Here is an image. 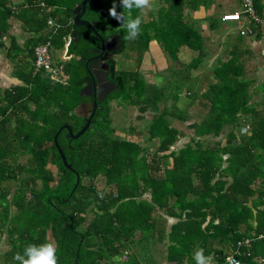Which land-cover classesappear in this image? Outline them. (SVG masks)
Instances as JSON below:
<instances>
[{
  "label": "trees",
  "instance_id": "16d2710c",
  "mask_svg": "<svg viewBox=\"0 0 264 264\" xmlns=\"http://www.w3.org/2000/svg\"><path fill=\"white\" fill-rule=\"evenodd\" d=\"M159 1L155 13H148L149 20L142 23L138 39L132 41L137 45V67L117 70L115 61H108V79L116 91L97 103V113L79 139L70 140L66 130L58 135L57 143L72 170L63 166L53 137L64 124L77 133L86 121L75 109L89 100L79 92L89 80L85 63L93 50L100 48V41L85 26L72 30V8L65 10L64 19L57 18L55 0H40L39 4L26 0L27 9L20 10L25 30L38 37L36 45L21 56L27 60L19 73L24 87H16L17 96L12 99L18 100L22 94L23 108L31 101L36 103L31 143L21 136L23 151L34 162L29 169L36 189L33 183L31 197L26 200L25 183H20L22 191L4 205L0 229L9 223L11 231L18 229L25 237L22 247L14 242L8 264H16L13 257L22 253L25 245L50 241L49 232L57 247L58 264H84L86 254L88 262H94L96 256L90 250L101 246L116 253L129 250V244L141 250L144 243L153 241L155 245L163 239L168 243L169 259L174 261L191 255L194 244L207 255L212 251L209 244L215 241L221 244L215 252L217 263L224 264L227 251L246 238L251 241L248 248L241 249V264H264V80L258 82L256 61L248 78L243 60L245 56L257 60L244 39L255 35L253 40L259 41L264 26L245 19L244 27L252 34L242 36L237 30L224 57L217 58L206 72L211 46L208 35L217 31L218 19H207L203 34L191 17L199 0ZM113 2L101 0L103 15L110 17ZM263 4L253 0L255 14L264 22L258 9ZM17 13L9 0H0V37L7 36L9 21ZM48 17L55 22L52 28L47 26ZM82 18L97 21L95 29L102 38L120 34V52L124 50L128 41L124 30H113L119 24L99 14L97 1L87 3ZM69 39L66 54L70 60L61 64L64 82L52 81L43 71L35 74L34 66L25 68V63L35 61L36 46L49 42L62 51ZM152 41L157 42L166 61L164 70H149L153 75L161 73V84L147 82L139 69ZM182 48L195 53L189 63L180 60ZM19 49L12 40L10 52L19 55ZM182 95L189 100L184 109L178 106ZM120 98L136 108L137 120L150 111L146 128L135 131L130 126L123 136L114 135L112 129L109 132L104 124L109 104ZM190 108H194V120L185 126L191 131L188 142L172 150L185 137L173 122L190 121ZM220 136L223 138L218 139ZM0 145L1 186L13 180L7 158L15 151L6 148L1 139ZM153 146L156 149L150 152ZM4 191L1 197L7 200L9 193ZM147 193L150 198L145 197ZM12 207L17 210L13 216L9 212ZM90 215L89 226L81 231L79 226ZM168 217L176 223L166 232ZM137 234L143 244L135 246L130 240Z\"/></svg>",
  "mask_w": 264,
  "mask_h": 264
},
{
  "label": "crops",
  "instance_id": "0c3cea01",
  "mask_svg": "<svg viewBox=\"0 0 264 264\" xmlns=\"http://www.w3.org/2000/svg\"><path fill=\"white\" fill-rule=\"evenodd\" d=\"M9 1L15 7V11H17L18 13L14 15L15 17L11 18L9 21V31L7 36L0 37V42H1L0 45V139L4 141L6 148L14 150L15 152L10 153V155L7 158L8 165L10 164L11 170L14 171L13 175L11 176L13 177L12 178L13 180L7 183L5 182L0 186V218L5 213L4 205L6 204V202L7 201L11 202L12 197L15 195L14 193H17L18 190L20 192L22 191V189H20L22 188L19 185L20 183H25L26 200L31 197L30 193L33 188V183H35L34 188L36 189V180H31L33 176V172L30 171L32 169H29L30 167L33 168L34 162L31 155L23 151V143L21 139V136L23 134L26 141L30 142L29 138L31 135L34 134L32 129L36 121V103L34 101H31L29 104H27L26 108H23L22 94L19 96L18 100L12 98L17 96L15 92L16 87H24L19 73L20 71L24 70L23 62L27 60L23 61L21 59V56L24 55V53L27 51V49H29L30 46L36 45L34 42H36V38L38 36H36V34L34 33L31 34L27 32L23 26L22 21L20 20V13H21L20 10L27 9L26 0H9ZM33 1L36 2V0ZM37 1L39 4L40 0ZM224 1L225 0H199L198 9L192 12L191 14L192 20L196 21V23L200 26L203 34H206L207 32L206 20L210 19L211 17L212 18L215 17L218 19V24H217L218 29L216 31L217 34L214 32L211 35H208V37L210 38L209 41H207V43L208 44L210 43V45H212V43H215V41H218L217 39H222V40L224 39L223 40V42H225L224 45L227 46L229 42V38L232 37V35L230 36V34L235 33V31H233L232 28L226 31L223 30L226 22L222 21V17L226 14L240 13V12L237 11L229 12L228 8L226 7L224 8ZM262 2H264V0H262ZM52 9L54 8L52 7ZM258 9L260 16L264 19V4ZM231 22L238 23L237 29H234L236 31L244 27L246 24V20L243 16H241V21L239 22L231 21ZM47 30L48 29L46 28V31ZM260 33H261V37H260L261 39L259 41H254L253 39L255 35H253V39H251L252 42L250 46L255 56L258 57L257 60L259 61L260 64V69L257 70L259 83H261L264 80V46H263L264 30H261ZM12 40H15V42L20 48L18 53L19 55H14L13 52H10L12 46ZM28 41H29V46H28ZM209 50L210 53L208 55L206 62L209 61L208 59H210L209 57L211 55V48H209ZM63 53L64 50H62L61 57H63ZM194 56L195 53L192 51L186 50L185 48H182V50H180V57L182 58L183 62L181 58L180 60L182 63H189L192 60V58H194ZM145 58H146L145 60H147V55ZM25 64H26L25 68L26 67L28 68V66L29 67L34 66L33 65L34 62H32L31 65H29V63H25ZM61 64H63V61ZM157 64H158L157 65L158 70H164L166 68V61L164 59V56H162V59H160ZM210 66L209 67L206 66V67L210 68ZM34 73L36 74V70ZM180 99L183 101V104L182 106L179 107L181 109L182 108L184 109L186 104L189 102V100L183 95ZM193 110H194L193 108H190V114L188 115L189 117H191L190 121L186 123L179 122L180 124H183V128H185V126L188 123H191L194 120ZM174 123L177 124V121L176 122L174 121ZM181 131L183 132V134H185L184 133L185 131H183V129H181ZM28 132L29 135H27ZM189 134H191V132L186 133L185 137H188ZM183 138H180L177 141L178 143H176L175 146L172 147L171 149L172 150L178 149L184 143L188 142L187 140L186 142L181 143V139ZM179 144H181V146L178 147ZM27 145L29 146V144ZM155 149H156L155 147L151 148L150 152H153ZM22 178L25 179L22 180ZM2 190H5L9 193L8 196L6 197L7 200L2 199L1 197ZM145 197L150 198V194L149 193L145 194ZM9 212L13 216L16 214L17 210L16 208L12 207ZM90 219H91V215L89 219L85 221L86 223L79 226V229L81 231H84L89 226ZM174 223H176L175 219L170 217L167 218L166 232H169L170 227ZM9 226L10 224L7 223L4 224L3 228L0 229V264H8V262L10 261L9 254L12 251L14 242L16 244H21L22 247L23 240L21 241V239L25 238L24 236L20 235L18 229L11 231ZM17 227H21V224L18 223ZM49 239L50 241L55 243L54 239L52 238V232H49ZM130 241H132V243H134L135 246H137V244L141 242L138 238L131 239ZM144 244L142 245L144 247L141 248V250L136 248L134 249V247L131 246V244H129L130 247L129 250H125V251L117 250L116 253H113L108 248L101 246L90 250L93 251L94 256H96V260H94V262L89 263L88 262L89 256H87L86 254L82 263L84 264H195V261L193 259V254L196 249L200 248L196 244H194V247L192 249L193 252L191 255L174 261L169 259L168 243L166 239H163L161 242H157L155 245L153 244V241H148L147 243ZM209 245L210 247H208V249L210 248L212 251L205 256H211L212 264H218L217 256L215 255V252L216 249L221 244H218L215 241H213ZM158 246H160V248ZM157 248H159V250H157ZM113 251L115 252V250ZM228 253H230V250L227 251V254Z\"/></svg>",
  "mask_w": 264,
  "mask_h": 264
},
{
  "label": "rangeland",
  "instance_id": "374dc122",
  "mask_svg": "<svg viewBox=\"0 0 264 264\" xmlns=\"http://www.w3.org/2000/svg\"><path fill=\"white\" fill-rule=\"evenodd\" d=\"M77 2H78V0H55V3L57 5L56 7H58L57 10L55 11L56 17L60 18V19H64L65 18V13H64L65 10L67 9L69 11L70 8H72V10H73L75 8V6L78 4ZM75 3H77V4L75 5ZM159 4H160L159 0H153L154 9L157 10V5H159ZM225 7L229 9V12H233V11L241 12V10H242L240 2L238 0H225L224 1V8ZM134 12L136 14H138L136 12V10H133V13ZM148 13L154 14L155 12H154V10H152V11H148ZM148 13H147V15H148ZM147 15L143 17L144 22L149 20V17H148L149 15L148 16ZM216 15H217V13H216ZM237 27H238L237 22L225 23V27L223 28L224 31L229 30L231 28L233 31H235V33L230 34V36L232 35V37H230L231 39L229 38V41L233 40V39L235 40L237 31L234 29H237ZM118 28H120V25L117 26L115 28V30H117ZM215 33L217 34V32H215ZM251 39H253V37H247L244 39L245 43L248 46L247 48H249L251 46V42H252ZM217 40L218 41H215V43H212V45L210 46V48H211V55L209 57L210 59H208L209 61H207V63L205 64L207 67H209L215 61V59L217 57L218 58L224 57L223 56V50L228 48L227 46L224 45V43H225V42H223L224 39L223 40L217 39ZM131 42L125 41V46H124L125 48L122 52L110 53V59L115 61L117 70H128V69L137 67V64H138V61L136 59V57H137V50H136L137 45L134 42H132V43ZM263 44H264V42H263ZM145 53H144L145 55H143V58H142L143 60L141 61V64L139 65V69L141 71V74H143L144 77L147 78V80H146L147 82L154 81L155 83H159V84L163 83L164 79L162 78L161 73L159 72L160 70L156 72L157 75H153L151 72L149 73V70H151V71L153 70L152 72H155L156 70H158L157 69V65H158L157 63L159 62L160 59H162V56H164L159 45L157 44V42H150V44L148 45V49ZM209 53H210V50H209ZM49 55H50V59H51V62L53 65L61 64L62 59H64V56L61 57L62 51L57 49L56 46H54V45L50 46ZM146 55H147V60H145ZM181 60H182V58H181ZM243 60H244V65L246 64V76L248 78L252 77L251 68H253L252 66H255L257 63V67H258L257 70H259L260 69L259 61L257 60V62L255 63L256 59L255 60L249 59L246 56L244 57ZM182 62H183V60H182ZM206 66H205L206 72H209L208 68ZM194 75H196V73ZM257 76H258V74H257ZM190 87H192V86H190ZM192 88L195 89L194 87H192ZM182 104H183V101L181 99H179L178 106H182ZM109 110L110 111H109L108 116H107V123L105 122L104 124L108 125L109 132L114 130V132H113L114 135L125 134L128 131V129L130 128V126L135 127V131H137V129L139 130V129L146 128L145 126L148 124V122L151 119L150 113H146V114H144L143 119L137 120L136 116L138 115V111L136 110V108L124 104L122 98H120L119 100H113L112 102H110ZM187 114H190V109L187 110ZM193 116H194V114H193ZM172 121L173 120H171V122ZM178 123L179 122H177V124H175L173 122V124L177 128L183 129V131H185L184 132L185 134L191 132L189 129L183 128V124H180V123L178 124ZM174 125H172V126L175 127ZM222 138H223L222 136L218 137V139H222ZM132 139H136V138L132 137ZM187 140H188V137H184L183 139H181V143L186 142ZM179 146H181V144H179L178 147ZM152 148H154V146ZM102 183H103L102 180L98 181L99 187H102V185H103ZM137 238L139 239V236L136 237V239ZM158 247L160 248V246H158ZM159 248H157V250H159Z\"/></svg>",
  "mask_w": 264,
  "mask_h": 264
},
{
  "label": "water",
  "instance_id": "95a60500",
  "mask_svg": "<svg viewBox=\"0 0 264 264\" xmlns=\"http://www.w3.org/2000/svg\"><path fill=\"white\" fill-rule=\"evenodd\" d=\"M90 0H82L79 4L75 6L72 10V30L76 27H87L100 41V50H93L92 53L97 54L94 57L89 58L85 63V68L88 73L89 82L85 83L84 87L80 90L79 94L81 97H94V101L91 103H80L76 109L75 114L85 119L84 125L80 128L77 133H74L72 129L64 124L62 125L58 131L55 133L53 137L54 146L59 154V157L63 163V166L72 170L71 166L67 163L66 158L57 143V137L62 130L67 131V137L70 140L79 139L90 127L92 123V118L96 112L98 107L97 103H102L105 99L113 92L116 91V86L113 82L108 80V71L109 66L106 63L107 56L105 53H117L122 48V39L120 34H110L106 38H102L99 33L96 31L94 25L82 17L86 12L87 3ZM120 11V8H118ZM98 12L99 14L108 22L116 23L111 17L105 16L102 13V6L100 0H98ZM178 143V142H177Z\"/></svg>",
  "mask_w": 264,
  "mask_h": 264
},
{
  "label": "clouds",
  "instance_id": "9594fccd",
  "mask_svg": "<svg viewBox=\"0 0 264 264\" xmlns=\"http://www.w3.org/2000/svg\"><path fill=\"white\" fill-rule=\"evenodd\" d=\"M118 8H122L123 11H118ZM133 10L138 14L133 15ZM152 10H155L153 0H114L108 12L109 16L120 25V29L124 30V38L135 41L141 34L143 17ZM66 57L70 60L67 54ZM62 61L65 62L63 59ZM13 259L16 264H58L57 247L49 240L42 244L29 243L24 246L23 252H17ZM193 259L195 264H212V257L205 256L203 248L195 250Z\"/></svg>",
  "mask_w": 264,
  "mask_h": 264
},
{
  "label": "built area",
  "instance_id": "2783aa9c",
  "mask_svg": "<svg viewBox=\"0 0 264 264\" xmlns=\"http://www.w3.org/2000/svg\"><path fill=\"white\" fill-rule=\"evenodd\" d=\"M242 11L240 13L226 14L222 17L224 21H241V16L245 19L253 20L255 23H260L264 26V22L257 17L253 8V0H240ZM234 18V19H229ZM48 28L55 26V22L52 18L48 17L47 19ZM57 27V26H56ZM240 35L247 36L252 34V30L248 27H242L239 29ZM70 39L65 44L64 52V61L68 58L66 57V49L69 45ZM49 42H45L35 47L34 49V69L43 71L47 73L50 79L54 82H64L62 79L63 66L62 65H53L49 55ZM247 127L245 128V130ZM250 239L246 238L243 241L237 242L236 247L233 251L228 253L225 257L224 264H241V261L238 259V256L241 254L242 248H248L250 245Z\"/></svg>",
  "mask_w": 264,
  "mask_h": 264
},
{
  "label": "flooded vegetation",
  "instance_id": "af4514ba",
  "mask_svg": "<svg viewBox=\"0 0 264 264\" xmlns=\"http://www.w3.org/2000/svg\"><path fill=\"white\" fill-rule=\"evenodd\" d=\"M95 1H97V3H98V0H95ZM100 2H101V0H100ZM121 9H122V8H120V10H121ZM86 10H87V9H86ZM90 23H92V24L94 25V27L97 26V24H98L97 21H90ZM74 30H75V29H74ZM113 30H115V28H113ZM109 35H110V34H109ZM107 36H108V35H107ZM107 36H106V37H107ZM106 37H105V38H106ZM95 50H98V51H99L100 48H99V49H95ZM119 52H120V51H119ZM96 55H97V54H94V53H93L92 57H94V56H96ZM104 55L107 56L106 63H108V61L111 60V59H110V53H105ZM108 80H109V79H108ZM109 81H110V80H109ZM88 82H89V80L87 81V83H88ZM110 82H112V81H110ZM111 94H112V93H111ZM111 94H110V95H111ZM110 95H109V96H110ZM109 96H108V97H109ZM86 98H89V100L83 101L82 103H90V102L92 103V102L94 101V97H93V96H91V97H86ZM106 99H107V98H106ZM97 110H98V108L96 109V112H95V113H97ZM94 115H96V114H94Z\"/></svg>",
  "mask_w": 264,
  "mask_h": 264
}]
</instances>
